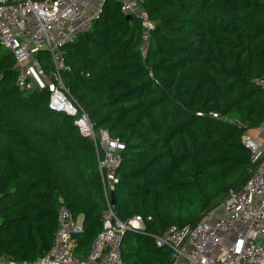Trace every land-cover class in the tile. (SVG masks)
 I'll list each match as a JSON object with an SVG mask.
<instances>
[{
  "label": "trees",
  "instance_id": "obj_1",
  "mask_svg": "<svg viewBox=\"0 0 264 264\" xmlns=\"http://www.w3.org/2000/svg\"><path fill=\"white\" fill-rule=\"evenodd\" d=\"M140 1L153 23L146 46L140 18L106 0L64 46L62 79L95 129L125 144L113 210L147 223L125 233L123 264H167L152 235L193 225L249 178L242 136L264 123V0ZM38 57L51 74L49 53ZM18 75L0 43V259L47 254L62 205L83 217L84 259L108 210L95 146L49 108L48 89L23 90Z\"/></svg>",
  "mask_w": 264,
  "mask_h": 264
},
{
  "label": "built area",
  "instance_id": "obj_2",
  "mask_svg": "<svg viewBox=\"0 0 264 264\" xmlns=\"http://www.w3.org/2000/svg\"><path fill=\"white\" fill-rule=\"evenodd\" d=\"M94 1L98 7L95 14L83 8V0H0V43L14 55L19 69L18 86L23 90L48 89L49 108L75 117L81 134L95 146L108 203L102 231L86 258L81 259L75 253L77 237L84 229L83 217L75 218L62 205L54 246L47 254L36 260L0 259V264H123L121 247L125 233L146 232L147 220L137 215L127 222L121 221L110 199L125 144L109 132L95 129L62 79L63 72L71 71L64 46L90 29L106 0ZM115 1L123 14L140 18L146 46L153 23L141 1ZM45 50L53 63L51 74L38 57ZM258 82L264 89V79ZM260 129L264 131V123ZM242 142L250 152L251 164H257L248 180L238 190H231L225 200L193 225L171 226L152 235L158 248L168 249L171 255L175 253L171 264H264V141L246 132Z\"/></svg>",
  "mask_w": 264,
  "mask_h": 264
},
{
  "label": "crops",
  "instance_id": "obj_3",
  "mask_svg": "<svg viewBox=\"0 0 264 264\" xmlns=\"http://www.w3.org/2000/svg\"><path fill=\"white\" fill-rule=\"evenodd\" d=\"M83 8L92 14H95L98 10L97 4L94 0H83ZM248 133L252 136L259 137L264 141V131H261L260 127L248 130Z\"/></svg>",
  "mask_w": 264,
  "mask_h": 264
},
{
  "label": "water",
  "instance_id": "obj_4",
  "mask_svg": "<svg viewBox=\"0 0 264 264\" xmlns=\"http://www.w3.org/2000/svg\"><path fill=\"white\" fill-rule=\"evenodd\" d=\"M128 19L131 18V16H127ZM257 164H253L249 170V175L250 173L254 170V168L256 167ZM244 183V180L240 183V186ZM240 186L237 187V190L240 188ZM112 199H113V203H114V193H112ZM112 203V204H113ZM175 253H172L170 259L168 260L167 264H171L172 263V260H173V257H174Z\"/></svg>",
  "mask_w": 264,
  "mask_h": 264
},
{
  "label": "rangeland",
  "instance_id": "obj_5",
  "mask_svg": "<svg viewBox=\"0 0 264 264\" xmlns=\"http://www.w3.org/2000/svg\"><path fill=\"white\" fill-rule=\"evenodd\" d=\"M4 52H9V49L6 46H2Z\"/></svg>",
  "mask_w": 264,
  "mask_h": 264
}]
</instances>
